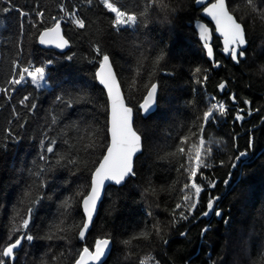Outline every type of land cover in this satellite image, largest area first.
Segmentation results:
<instances>
[{"label": "trees", "instance_id": "16d2710c", "mask_svg": "<svg viewBox=\"0 0 264 264\" xmlns=\"http://www.w3.org/2000/svg\"><path fill=\"white\" fill-rule=\"evenodd\" d=\"M109 1L134 27L118 28L100 0H0V264H75L103 239V264H264V0H227L248 41L238 63L216 36L208 59L196 23L212 24L196 0ZM59 22L66 53L39 40ZM106 56L143 152L82 239V201L109 147ZM34 68L47 87L16 84Z\"/></svg>", "mask_w": 264, "mask_h": 264}, {"label": "water", "instance_id": "95a60500", "mask_svg": "<svg viewBox=\"0 0 264 264\" xmlns=\"http://www.w3.org/2000/svg\"><path fill=\"white\" fill-rule=\"evenodd\" d=\"M196 6L202 9V17L206 21H198L196 29L201 36L208 59L215 63V52L211 45L214 37L221 39L222 54L239 62L242 52L248 48L246 31L235 15L231 13L227 0H196ZM40 44L45 49H52L59 53H66L71 44L65 37L61 23L45 29L39 37ZM220 68L221 64H216ZM98 83L105 89L109 102V147L105 156L97 166L92 176L91 189L82 201V210L85 221L80 237L85 239L97 218L106 190L110 186H123L132 177L137 157L143 152V140L134 127L135 113L128 106L117 73L108 56L104 57L102 64L96 72ZM158 86L155 84L146 95L141 110L144 117L152 114L157 107L156 96ZM215 205L210 208L209 217L215 212L217 219L222 217V211ZM23 239L12 247V260L14 252L21 248ZM110 239H103L97 243L94 250L86 248L75 264H103L112 252Z\"/></svg>", "mask_w": 264, "mask_h": 264}, {"label": "rangeland", "instance_id": "374dc122", "mask_svg": "<svg viewBox=\"0 0 264 264\" xmlns=\"http://www.w3.org/2000/svg\"><path fill=\"white\" fill-rule=\"evenodd\" d=\"M103 5L113 12L116 16V25L118 28L122 27H134L136 20L132 16H128L118 10L116 6H114L109 0H100ZM69 19L73 21L76 25L81 26V22L75 16H69ZM3 26V22L0 21V31ZM47 73L44 69H27L25 70L22 77L16 81V84H23L26 82H31L37 88H45L48 86L46 81Z\"/></svg>", "mask_w": 264, "mask_h": 264}, {"label": "bare ground", "instance_id": "6f19581e", "mask_svg": "<svg viewBox=\"0 0 264 264\" xmlns=\"http://www.w3.org/2000/svg\"><path fill=\"white\" fill-rule=\"evenodd\" d=\"M211 45H212V43H211ZM213 47V46H212ZM214 49V48H213Z\"/></svg>", "mask_w": 264, "mask_h": 264}]
</instances>
